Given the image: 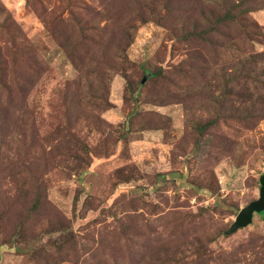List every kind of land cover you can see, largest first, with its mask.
Instances as JSON below:
<instances>
[{
    "label": "rangeland",
    "instance_id": "obj_1",
    "mask_svg": "<svg viewBox=\"0 0 264 264\" xmlns=\"http://www.w3.org/2000/svg\"><path fill=\"white\" fill-rule=\"evenodd\" d=\"M222 1H130L143 16L102 18L70 49L55 25L76 43L69 11L85 22L109 0H0V264H264L262 214L225 235L264 174V61L233 83L229 121L196 130L226 74L264 54V0H241L251 11L215 44L178 33Z\"/></svg>",
    "mask_w": 264,
    "mask_h": 264
},
{
    "label": "trees",
    "instance_id": "obj_2",
    "mask_svg": "<svg viewBox=\"0 0 264 264\" xmlns=\"http://www.w3.org/2000/svg\"><path fill=\"white\" fill-rule=\"evenodd\" d=\"M109 1H110V6L109 8L105 10L103 14L102 12H98L95 15H93V19L85 21V22L83 21V19L76 17L72 13V10L69 11V14H71V19L78 22V27L76 29V32L78 34L76 43L73 42V37L68 38V37H65L64 33L60 34V32H62V30L64 29V26H62L61 23H58L55 25V28L59 31V33H56L57 36L61 35L62 37H64L66 46L70 49H73L76 47V44L78 46L81 41L83 45L85 44V42L93 43L94 39L98 38V33L101 34L103 30L99 29L97 22L102 18H105L107 21H109L110 16H113V15L118 16L116 27L119 26L122 29L123 27L128 28L130 24L132 23L133 18L130 17L131 15L136 14V17L138 18L143 16L140 13L138 7L136 6L133 7L130 4V1H133L135 4L138 5V3L136 2L137 0H125L124 6L127 8V11L123 10L118 13H111L112 4L116 0H109ZM228 4L229 3L227 2V0H223L220 3V7L214 6L213 10H208L206 13L205 12L201 13L199 17H197L199 19L195 18V20H193L190 26H187L186 21H182V23L180 24V28L178 30V33L182 35L181 38L187 41H197V42L203 43L204 45L215 44L216 41L214 40V38L219 37V36L222 37L223 36L222 31H228L233 26L237 27L238 26L237 22H239V19L243 15H245L246 12L248 13L251 11L249 8L245 7L246 3L242 2L241 0L234 3V5L231 7H228ZM165 18L166 17L159 16L157 18V22L160 24H164V22H166L167 20ZM116 27L111 28V29L114 30ZM217 46H220L218 38H217ZM263 56L264 54H258L255 56L248 55L246 57L247 59L244 62L240 61L238 63L239 66L237 68L238 71L236 73V76H234L235 74H226L229 76V78L227 80L224 79L220 86L222 95L220 97H217L216 103L211 101L215 106H217V110H215L214 116H212L210 120L206 121L204 124L196 125V130L198 132L202 133L205 129L215 125L219 121H221L222 123H226L229 121L231 117L230 116L227 117L223 115V113L225 110V106L227 104H230L231 96H235L236 94L235 88L237 86H235L233 83L237 82L236 78H241L242 76L247 77L245 75L246 65H249L250 63H253V62H255V64L257 65L258 63L263 62L264 61ZM105 62H106V66H108V61L106 60V58H105ZM111 68L113 69L114 67H111ZM247 74H251V72H247ZM145 75L148 77V79H150L151 76H153L154 74L148 71H145ZM1 78L3 77L1 76ZM19 78L20 80L18 84L16 85V82L14 81L12 82V85L14 86L15 92L18 95L19 99H21L23 98V94L32 88L33 78H31L29 72L19 75ZM251 80L255 82L257 81L256 77L251 78ZM144 81L145 79H143V81L141 82H144ZM129 82H131L130 79H126V86H127V89L130 91L131 85ZM88 93L90 94L92 93V91ZM85 96L86 97H84L83 95V99L86 102L84 104L82 103L80 106L82 107L86 106V104H89L91 102L93 104H96L94 103L95 100L93 99V96H91V94L88 97V99H87V95ZM77 97L75 95H72L70 104L73 105V107L76 110H79L80 103H78L76 99ZM107 106H109V103L107 99L105 98L104 100L101 101V103L96 108H107ZM76 173H79V172H76ZM35 200L36 201L33 206L36 207L37 204L40 202L39 201L40 199L36 198ZM261 214H258V215H261L260 217L264 219V213H261ZM12 243H13V239L11 240V244Z\"/></svg>",
    "mask_w": 264,
    "mask_h": 264
},
{
    "label": "water",
    "instance_id": "obj_3",
    "mask_svg": "<svg viewBox=\"0 0 264 264\" xmlns=\"http://www.w3.org/2000/svg\"><path fill=\"white\" fill-rule=\"evenodd\" d=\"M259 185L258 199L239 211L233 223L225 231V235H231L240 229L248 227L252 223L254 215L264 213V174L259 177Z\"/></svg>",
    "mask_w": 264,
    "mask_h": 264
}]
</instances>
